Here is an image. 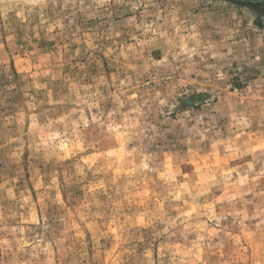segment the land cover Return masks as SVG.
<instances>
[{"label":"clouds","instance_id":"9594fccd","mask_svg":"<svg viewBox=\"0 0 264 264\" xmlns=\"http://www.w3.org/2000/svg\"><path fill=\"white\" fill-rule=\"evenodd\" d=\"M256 19L0 0V264H264Z\"/></svg>","mask_w":264,"mask_h":264},{"label":"flooded vegetation","instance_id":"af4514ba","mask_svg":"<svg viewBox=\"0 0 264 264\" xmlns=\"http://www.w3.org/2000/svg\"><path fill=\"white\" fill-rule=\"evenodd\" d=\"M243 2L244 4L257 9L260 12V15L264 17V0H236Z\"/></svg>","mask_w":264,"mask_h":264},{"label":"rangeland","instance_id":"374dc122","mask_svg":"<svg viewBox=\"0 0 264 264\" xmlns=\"http://www.w3.org/2000/svg\"><path fill=\"white\" fill-rule=\"evenodd\" d=\"M234 2L237 3V5L242 7V8H247V10L252 12L254 15L257 14V19H256L255 22L258 25L264 23V17H262V15H260V12L257 9L252 8V7L244 4L243 2H239V1H236V0H234Z\"/></svg>","mask_w":264,"mask_h":264}]
</instances>
